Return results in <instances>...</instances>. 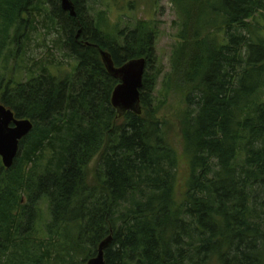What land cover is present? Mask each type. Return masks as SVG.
Returning a JSON list of instances; mask_svg holds the SVG:
<instances>
[{
	"label": "trees",
	"instance_id": "trees-1",
	"mask_svg": "<svg viewBox=\"0 0 264 264\" xmlns=\"http://www.w3.org/2000/svg\"><path fill=\"white\" fill-rule=\"evenodd\" d=\"M71 1L75 17L59 0H0V65L48 6L77 62L62 80L25 83L0 66V104L33 125L12 166L0 159V264H86L108 238L105 264H264V0H170L182 22L160 102L152 27L115 35L102 29L104 12L90 21ZM99 49L115 67L145 60L140 115L111 106L117 81ZM170 96L181 98V153L159 115Z\"/></svg>",
	"mask_w": 264,
	"mask_h": 264
},
{
	"label": "rangeland",
	"instance_id": "rangeland-1",
	"mask_svg": "<svg viewBox=\"0 0 264 264\" xmlns=\"http://www.w3.org/2000/svg\"><path fill=\"white\" fill-rule=\"evenodd\" d=\"M82 1L85 3L86 14L90 21H99V15L104 12L102 23L106 24V28L102 29L108 30L112 34L116 35L115 30L117 29L120 32L124 31L127 35L128 32L135 29L139 21L147 22L152 27L156 33L154 48L157 64L154 70L162 69V75L158 79V87L154 95H158L156 97L158 102L163 100L164 98L158 94L157 89L160 90L163 77L170 72L171 53L179 42L178 36L181 32L180 25L182 22L178 17L180 10L170 0ZM46 9L39 16H34V23L31 24L34 29L28 31V41H24L22 50L19 51L17 57L13 56L14 45H9L6 49L0 66L7 81L25 83L33 76L41 73H48L62 80L73 74L77 62L68 55L63 45V36L59 24L49 18V6ZM213 35L215 38H219L220 33H215L213 30ZM180 101L181 98L178 96H170L167 103L161 106L159 114L170 127L168 141L178 153H181V139L176 125V115ZM180 166L178 189H180L184 177V164ZM94 167L95 162H92L88 167L89 179L93 178ZM38 209L40 213L34 227L35 232H37V241L39 239L45 240V227L49 222V215L44 202L38 205ZM11 260V264H19V262L22 264L19 257L17 260L11 257ZM4 262L5 259L1 264H7Z\"/></svg>",
	"mask_w": 264,
	"mask_h": 264
},
{
	"label": "water",
	"instance_id": "water-1",
	"mask_svg": "<svg viewBox=\"0 0 264 264\" xmlns=\"http://www.w3.org/2000/svg\"><path fill=\"white\" fill-rule=\"evenodd\" d=\"M63 12L75 17V8L71 0H59ZM99 54L107 74L117 81L111 94V106L122 116L127 112L140 115L139 90L142 86V78L146 62L143 58L126 62L121 67H115L107 52L99 49ZM33 128L29 120L16 119L13 112L0 104V159L4 168L9 169L18 155L20 142L31 132ZM110 238L102 242L94 258L86 264H105L104 250L108 246Z\"/></svg>",
	"mask_w": 264,
	"mask_h": 264
}]
</instances>
